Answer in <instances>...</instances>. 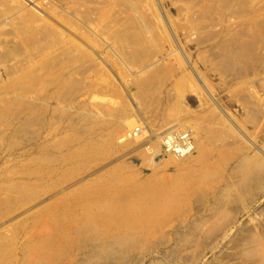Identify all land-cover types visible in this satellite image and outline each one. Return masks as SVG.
Instances as JSON below:
<instances>
[{"label": "rangeland", "instance_id": "obj_1", "mask_svg": "<svg viewBox=\"0 0 264 264\" xmlns=\"http://www.w3.org/2000/svg\"><path fill=\"white\" fill-rule=\"evenodd\" d=\"M0 73V264H264V0H0ZM138 125L199 126L204 155L152 161ZM190 168L213 182L154 209ZM104 196L151 233L63 232Z\"/></svg>", "mask_w": 264, "mask_h": 264}, {"label": "bare ground", "instance_id": "obj_2", "mask_svg": "<svg viewBox=\"0 0 264 264\" xmlns=\"http://www.w3.org/2000/svg\"><path fill=\"white\" fill-rule=\"evenodd\" d=\"M23 27H25V25ZM21 74H22V76L20 74H18L19 76H21L20 79H19L18 75H16V80L17 81L15 80L14 83L15 82L23 83L24 81L27 82L28 79L30 78V77L26 76V74L24 72H21ZM0 78H1V73H0ZM1 89L2 88L0 87V90ZM176 126H177V124H176ZM146 128H147V130H145V128H143V127H141L139 125L133 127V129L131 130V135H130V132H129V136H127L128 139L126 141H131L132 142V141L141 139L142 136H144L145 134L149 133L148 135H150V141H153L154 144L157 143V141H159V143H160L159 144L160 145L159 148H154L153 150L151 149V145H150V147L146 146V147L143 148L146 151V153L152 158V161H156V160L159 159V157H160L159 151H160V152H162L164 155H166L169 158L168 160H170V161L172 160L174 163L177 162L178 167H179L178 169H182L183 168V164L180 163V162H182L184 160H187V159H189L191 157H195L194 156L195 153H198L199 151H200V155H202V154L204 155L205 142L203 140L198 139V140H200V142L198 141L199 143L198 142H197L198 144L196 143V137L197 138L198 137L202 138L201 134H202L203 130L199 126L196 127V125H195V128H191L190 126H188V127H184L183 129H180V128H175V125H173L171 127L169 126L166 129L164 128V130H162V127H161V128H159V131H158V133L156 135H153L151 133L149 127H146ZM184 137H186V138H184ZM168 141H169V143L171 144L172 147H175L176 144L177 145L178 144L181 145V147L183 149V152L182 153H177L176 150L171 149L170 146L168 145ZM213 165L211 164V166H212L211 169H214L215 166H213ZM217 167L220 168V165H217ZM211 169L202 168V169L198 170V168H194L192 170V168H190V170H192V172H193V176L190 177L189 181L186 179L188 181L187 184H184V182H182V181H184L183 179H181L182 181H180V179H178V180L174 179L173 184L170 187L161 186L162 188H157L156 191H155L156 188L153 189L154 190L153 193L151 192L150 194L153 195V200H154V204L153 205L155 207L154 209H156V208L159 209V208L162 207L163 203L161 202V200L164 201L166 203V205H169V204L171 205V204L175 203L177 200L182 199L184 197V195H186L185 191H188V190L195 191V189H194L195 187L206 186L205 183H207L208 180L212 179L210 176H209V178H211V179H207L208 175H211L210 174L212 172ZM220 170H221V168H220ZM220 170H218V171L220 172ZM181 175H184V174H181ZM191 175H192V173H191ZM216 176L217 175H215V177ZM213 179H214V176H213ZM186 180H185V182H186ZM19 186H17L18 189H20V188L22 189L23 188L22 185L20 186V188H19ZM210 186H212L211 183H210ZM198 189H201V188H198ZM204 189H205V187H204ZM15 190H17V189H14V191ZM25 190L23 191V189H22L21 191L25 192ZM17 192H18V190H17ZM23 192H21V193H23ZM21 193H19V194H21ZM25 195L23 193V195H21V196H24L26 198V196L28 194L26 196ZM29 195H31V194H29ZM148 196L151 198L150 195H148ZM105 197L106 196H104V197H94L92 199H86V200H84L82 202H80V201H78V202L72 201L73 202L72 203L73 206H71L69 209L66 208L67 209L66 214L63 215V217L60 218L64 222H65V220H66V222H68V226L66 227V225H65L66 228L63 229V232L66 231L67 233H69L70 229L72 227H74L75 225H78L80 221L83 222V220H88V217H90L89 219L94 217L96 222H97V224L100 226L99 228H101V229L104 228V230H107L105 232H110V228H112L114 226H117L118 228L123 230L122 228L130 229L131 225L133 226V225H138L139 224L140 226L144 227L143 231L148 229V231H150V233H151V230L153 228V224L154 223H152V226L150 227V223L152 222L150 220V218L153 217V216L155 218L157 216V213L152 212L150 210L152 207L151 206H147L148 203H147L146 206L143 204L144 208H142L143 210L140 211L139 213H137L138 211L135 213L136 210L133 213H132V210H131V213H130V208L132 207L131 205L134 206V204L136 203L135 200L127 199L126 197L125 198H121L119 200L117 198L116 199L114 198L111 201L112 202L111 203L110 199H109V201L108 200L105 201ZM65 200H64V202H65ZM100 201H103L102 205L100 204ZM104 201L107 204L104 203ZM141 202L142 203H146V202H143V201H141ZM142 203H139V205L140 204L142 205ZM166 205H165V207H166ZM65 206L69 207V205H67V204ZM65 206H64V208H65ZM64 208L62 210H64ZM79 209H80V211H79ZM131 209H133V208H131ZM134 209H135V207H134ZM136 209L138 210V208H136ZM58 212L60 214L62 213V211H58ZM64 212H65V210H64ZM58 217H60V216H58ZM63 218H66V219H63ZM57 219H59V218H57ZM61 220H58V221L60 222ZM61 223L62 222L58 223L59 226H60ZM89 223H90V220H89ZM54 226H56V225L54 224ZM91 226L95 230V227L93 225H91ZM60 227H63L62 224H61ZM133 227H131V229ZM136 227L139 228L138 226H136ZM57 228H59V227H57ZM141 228H139L138 230H140ZM134 229H136V228H134ZM61 231H62V229H61ZM63 232H61V233L63 234ZM145 233H148L147 230L145 231ZM57 234H59V233H57ZM57 234L55 233L56 236H57ZM59 238L61 239L62 237H59ZM49 239H51V238H49ZM52 239H51V242H49L50 246L48 244H46V245H48V248L46 247V249L51 250L52 253H55V251H59L60 250V247L56 245V241L57 240L55 241V243L51 244L52 243ZM47 243H48V240H47ZM44 246H45V244H44ZM41 248H42V250L44 249V247H41ZM43 251L46 253L45 249Z\"/></svg>", "mask_w": 264, "mask_h": 264}, {"label": "built area", "instance_id": "obj_3", "mask_svg": "<svg viewBox=\"0 0 264 264\" xmlns=\"http://www.w3.org/2000/svg\"><path fill=\"white\" fill-rule=\"evenodd\" d=\"M184 138H186V137H184ZM168 145L170 146L171 149L176 150L177 153H182L183 152V149H182L181 145H179V144L178 145L176 144L175 147H172L171 144L168 141Z\"/></svg>", "mask_w": 264, "mask_h": 264}]
</instances>
